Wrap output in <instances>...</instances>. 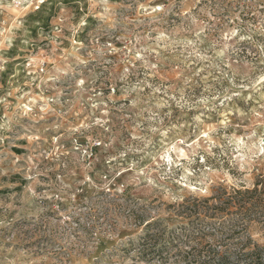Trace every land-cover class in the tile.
<instances>
[{
    "label": "clouds",
    "instance_id": "1",
    "mask_svg": "<svg viewBox=\"0 0 264 264\" xmlns=\"http://www.w3.org/2000/svg\"><path fill=\"white\" fill-rule=\"evenodd\" d=\"M117 25L111 0H0V76L8 74L7 86L0 82V144L27 139L31 149L42 139L37 124L55 117L44 128L56 133L54 143L72 139L75 148L80 134L88 154L101 145L95 159L77 154L70 168L42 169L35 154L0 153V189L9 190L0 199V264H113L121 250L120 264H155L139 223L117 221L121 201L179 203L247 187L264 173V45L258 58L237 65L222 41L200 50L203 29L195 41H178L158 27L129 33ZM236 36L233 28L224 39ZM246 40L252 36L235 43ZM161 48L183 56L185 69L203 66L177 84L152 83ZM104 81L122 83L120 95H104ZM66 84L75 96L67 107L59 102ZM118 100L128 103L116 109ZM114 109L130 139L116 129ZM17 218L30 221L27 234L4 239ZM37 235L44 239L25 247ZM250 240L255 252L241 264H264V237Z\"/></svg>",
    "mask_w": 264,
    "mask_h": 264
},
{
    "label": "rangeland",
    "instance_id": "2",
    "mask_svg": "<svg viewBox=\"0 0 264 264\" xmlns=\"http://www.w3.org/2000/svg\"><path fill=\"white\" fill-rule=\"evenodd\" d=\"M111 2L114 17L118 22V31L131 33L135 30L143 32L145 30L151 31L153 27H158L165 30L166 36L172 34L169 37L170 39L175 38L178 41L191 39L195 41L196 32L203 29L200 34V40L203 41L200 45V50L202 52L206 51L213 43L222 41L229 46L231 61L237 65L243 61H253L258 58L260 56V46L264 45V0H111ZM233 28L236 29L237 36L231 40L224 39L225 34ZM103 30L102 26L98 29L99 32H103ZM156 34L155 32L152 33L153 36ZM239 35H251L252 40L235 43ZM100 43L103 44L104 41L101 40ZM115 46L118 48L124 47L120 42H117ZM158 52L160 53L157 69L158 75L150 79L152 83L160 84L167 82L177 84L181 80L182 75H187L194 69L203 66V64L197 65L193 63L190 68L185 69L182 63L185 58L178 55V52L165 51L163 48L158 49ZM154 55L156 54L154 53ZM109 59L115 61L117 58L109 56ZM98 71L101 77L106 75L104 70ZM215 74L218 75L219 73ZM7 80V73L0 76V82H3L5 86H7ZM134 82L135 78H133ZM100 83L101 80L96 81L97 85ZM104 83L108 85L102 88L104 95L107 96L112 93L117 96L120 95L119 89L123 86L122 83L118 82L115 87L111 85V81H104ZM201 91L202 88H197L196 94L199 95ZM74 100L73 90L66 84L65 91L60 97L59 102L67 107ZM127 103V100L116 101V109ZM3 114V106L0 105V116ZM120 117L121 113L114 109L112 121L116 129L122 133V139H130L128 131L124 128V123L126 122L122 123ZM55 119V117H52L48 121H41L37 124L36 127L42 133V139L31 149L27 139L15 142L9 139L0 144V153L6 152L12 157H28L35 154L40 157L38 162L42 169L55 164H63L65 167L70 168L76 162L77 154L85 163L95 159L101 145L97 144L93 146L91 153L88 154L87 136L76 134L78 138L75 139V148L73 147L72 139L56 141L54 143L52 137L56 133L44 131V128L46 124L52 123ZM70 119L73 118L70 117ZM60 134H64L63 130H61ZM68 135L72 136L71 133H68ZM65 151H67V155L63 154ZM53 153L54 158L52 156ZM2 158L0 157V159ZM18 178H20L19 173L13 177V179ZM249 179L251 183L247 187H240L239 189L253 188L257 180H264V173L256 171V174ZM223 189L232 191L231 187H224ZM8 195V189H0V199L6 198ZM214 195L215 193L209 196L186 197L179 203L165 202L164 204H158L153 200L151 204H139V206L126 205L124 201H121L116 219L120 221L122 218H130L134 222L139 223L140 236L149 237L143 249L145 253H148V248L154 244L153 237L162 234L161 229L165 230L166 236H173L172 246L163 254H150V259L154 260L155 264H185L186 258H192V255L184 256V254L194 244L190 242L193 232L198 229H211V226L206 225L208 222H216L217 224L214 227L219 230L228 229L232 223L230 219L234 216H226L223 220H217L204 214L199 216L184 214V209L181 205L186 201L208 199ZM3 211L0 208V213H3ZM12 215L14 216L15 214L12 213ZM29 223L30 221L26 219H15L11 224V232L5 233L3 238L8 239L14 236L15 239L19 240L21 235L27 234ZM148 223L153 224V231L151 233H147ZM103 225H107L108 229L112 227L107 221H102ZM121 231L124 233L129 232L128 229H122ZM250 233L252 237H256L257 239L264 237L263 224L259 222L253 223L250 227ZM217 234V236H221L218 232ZM42 239L44 237L37 235L25 247L37 245ZM205 240L214 243L218 239L210 236ZM96 245L97 247L93 251L99 250L102 242L98 240ZM124 247H127V245H124ZM117 248L119 249L120 245H117ZM122 255L123 251L121 250L113 257V264H120V257ZM84 264H87V260H85Z\"/></svg>",
    "mask_w": 264,
    "mask_h": 264
},
{
    "label": "trees",
    "instance_id": "3",
    "mask_svg": "<svg viewBox=\"0 0 264 264\" xmlns=\"http://www.w3.org/2000/svg\"><path fill=\"white\" fill-rule=\"evenodd\" d=\"M181 207L184 214L189 216L204 214L217 220L234 216L226 230L216 229V222H208L206 225L211 226V229H198L193 232L190 242L194 244L184 254L192 255V258H186L185 264H241L245 256L255 252L254 247L248 250L252 244L250 227L255 222L264 226V180H257L253 188H236L232 191L222 189L211 198L186 201ZM147 226L149 233L148 230L153 229V224L148 223ZM161 232L162 234L153 237L154 244L148 248V254H163L172 246L173 236H166L165 230L161 229ZM217 232L221 236H217ZM210 236L218 240L214 243L206 241ZM180 254L183 255L181 252ZM259 255L257 252V258Z\"/></svg>",
    "mask_w": 264,
    "mask_h": 264
}]
</instances>
